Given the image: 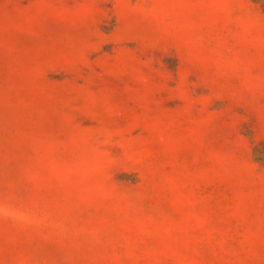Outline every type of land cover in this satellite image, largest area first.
<instances>
[{"label": "rangeland", "instance_id": "rangeland-1", "mask_svg": "<svg viewBox=\"0 0 264 264\" xmlns=\"http://www.w3.org/2000/svg\"><path fill=\"white\" fill-rule=\"evenodd\" d=\"M0 264H264V0H0Z\"/></svg>", "mask_w": 264, "mask_h": 264}]
</instances>
